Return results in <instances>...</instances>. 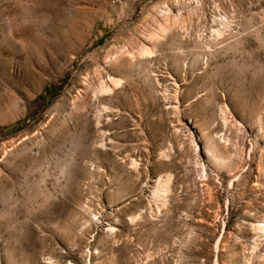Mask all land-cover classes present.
<instances>
[{
    "label": "rangeland",
    "instance_id": "374dc122",
    "mask_svg": "<svg viewBox=\"0 0 264 264\" xmlns=\"http://www.w3.org/2000/svg\"><path fill=\"white\" fill-rule=\"evenodd\" d=\"M264 0H0V264H264Z\"/></svg>",
    "mask_w": 264,
    "mask_h": 264
},
{
    "label": "bare ground",
    "instance_id": "6f19581e",
    "mask_svg": "<svg viewBox=\"0 0 264 264\" xmlns=\"http://www.w3.org/2000/svg\"><path fill=\"white\" fill-rule=\"evenodd\" d=\"M263 228H264V226H263Z\"/></svg>",
    "mask_w": 264,
    "mask_h": 264
}]
</instances>
